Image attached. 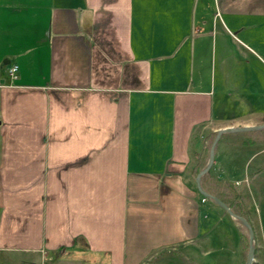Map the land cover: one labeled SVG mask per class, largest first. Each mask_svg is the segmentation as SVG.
<instances>
[{
  "label": "crops",
  "instance_id": "0c3cea01",
  "mask_svg": "<svg viewBox=\"0 0 264 264\" xmlns=\"http://www.w3.org/2000/svg\"><path fill=\"white\" fill-rule=\"evenodd\" d=\"M261 124L264 0H0V255L246 264V230L196 179L205 133ZM259 131L220 136L204 191L221 182L247 199L224 178L238 161L264 177V136H245Z\"/></svg>",
  "mask_w": 264,
  "mask_h": 264
},
{
  "label": "rangeland",
  "instance_id": "374dc122",
  "mask_svg": "<svg viewBox=\"0 0 264 264\" xmlns=\"http://www.w3.org/2000/svg\"><path fill=\"white\" fill-rule=\"evenodd\" d=\"M207 135H208V139H207V144L206 145H207V150L210 152L212 143L214 141L215 134L211 135L209 132L204 134V136H207ZM229 136H231V138H232V135H229ZM245 136L248 139L249 137H252V138L255 137L256 138V136L257 137H261V136H264V135H262V131H259L257 133H254V132L253 133H249V134H247ZM261 146L263 148L264 144L263 145L261 144ZM244 149L251 150V148L250 149L249 148H244ZM214 160H215V155H214ZM228 162H230V161H228ZM231 164H232L231 165V173H230V175L227 174L228 176H226L224 178V180H230L231 179L232 181H234L233 184H236L238 187L239 186H244V188L246 190H249L251 192V194H249V196H247V199L250 198L251 201H253V199H254L253 198L254 191H255V193H256V195H257V197L259 199L261 197L264 198V177H255L253 175L250 176L249 173H248L249 170L247 168H242L241 161H238L236 163L232 162ZM253 169H254V167L250 168V171L253 170ZM213 189H214V193L211 192L213 195L219 197L220 199H222L226 203H228V205L231 207V209L235 213H237L238 215L246 218L250 222V224H251V219L252 218L254 219V217H255L254 215L255 214L258 215V220H259V221H257L258 227H259V229L262 230V228H261L262 222L260 221V217H259V214H260V211H261V206H260V209L258 208L257 210L248 208V206L246 205V202H245V201H248V200L244 199V197L247 194L230 190V188L228 187L227 184H224V183H221V182H214V188ZM206 201H209V199H207ZM209 202H213L214 203V201H212V200H210ZM263 207H264V204H263ZM217 209L219 210L220 214H222V215L225 214V211H220L221 209L219 207H217ZM238 224H239L238 226L240 228L246 230L247 235L249 237L250 235H249V231H248L247 227L240 220H238ZM216 226H217L215 228L216 232L217 233L219 232L220 235H222L221 232L224 231V233H225L224 237L227 236L228 241H230L231 239H230L229 235H227V232L230 234V228H229L230 226L227 227L228 229L223 224H217ZM252 228H253V226H252ZM253 230H254V228H253ZM254 235H255V231H254ZM259 241L260 242L258 244V247H263L262 249H264V241H261V240H259ZM247 243H248V245H247L248 248L247 249L249 250V239L247 240ZM222 244H224V243L220 241L219 244L218 243L216 244L217 245L216 248L218 250L221 249ZM204 247L206 248L205 244H204ZM231 247H232V245H231ZM229 250L233 251V248L228 249V253L227 254H228V256L230 255L229 257H227L228 263L230 261L234 262V259H236V256L230 254ZM19 256H21L22 258H20ZM58 257L61 259L60 256H56L54 258V260H58L59 259ZM44 260H47L44 256H41V255L35 254V253H30V252H27V251L19 252L18 254L10 253V254L7 255V257H4V256L0 255V264H44V263L40 262V261L44 262ZM35 261H38V263H36ZM33 262H35V263H33ZM146 264H161V263L157 260V258H154L153 260H149V262H147ZM253 264H255V263H253Z\"/></svg>",
  "mask_w": 264,
  "mask_h": 264
},
{
  "label": "water",
  "instance_id": "95a60500",
  "mask_svg": "<svg viewBox=\"0 0 264 264\" xmlns=\"http://www.w3.org/2000/svg\"><path fill=\"white\" fill-rule=\"evenodd\" d=\"M262 128H264V124L254 125V126H242V127H226V128H222V129L218 130V132L214 138V141L212 143L211 149H210L209 162H208L207 166L198 174L197 179H196L197 184H198V188L204 195H206L209 198H211L212 200H214L218 205H220L222 208H224L231 216L240 220L247 227L250 236H249V252H248V258H247L246 264H253L255 249H256V247H255V235H254V230L252 228V225L250 224V222L246 218L235 213L231 209V207L226 202H224L222 199H220L219 197H217V196H215L209 192L204 191L201 187V176L204 173H206L211 168V166L213 165L214 155H215V147L218 143L220 136L223 133H225V132H244V131L258 130V129H262Z\"/></svg>",
  "mask_w": 264,
  "mask_h": 264
},
{
  "label": "built area",
  "instance_id": "2783aa9c",
  "mask_svg": "<svg viewBox=\"0 0 264 264\" xmlns=\"http://www.w3.org/2000/svg\"><path fill=\"white\" fill-rule=\"evenodd\" d=\"M18 70H19V66H18L17 64H13V65L9 68L8 73H9V76L12 78V80L17 79V77H18ZM202 200H203V201H206L207 198L204 197Z\"/></svg>",
  "mask_w": 264,
  "mask_h": 264
},
{
  "label": "trees",
  "instance_id": "16d2710c",
  "mask_svg": "<svg viewBox=\"0 0 264 264\" xmlns=\"http://www.w3.org/2000/svg\"><path fill=\"white\" fill-rule=\"evenodd\" d=\"M224 201V200H223ZM257 248V247H256Z\"/></svg>",
  "mask_w": 264,
  "mask_h": 264
}]
</instances>
